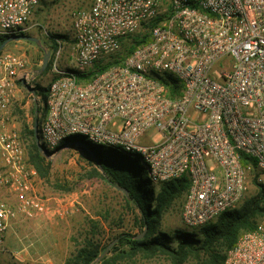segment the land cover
Here are the masks:
<instances>
[{
    "label": "built area",
    "instance_id": "1",
    "mask_svg": "<svg viewBox=\"0 0 264 264\" xmlns=\"http://www.w3.org/2000/svg\"><path fill=\"white\" fill-rule=\"evenodd\" d=\"M42 1L0 0V36L27 34ZM144 33L120 62L89 74ZM66 34L56 39L38 125L46 149L75 135L81 146L138 156L154 184L185 175L179 217L188 228L239 206L251 178L243 156L264 186V0H92L73 12ZM165 75L181 85L178 95L168 96ZM34 76L23 52L0 50V188L16 199V209L0 199V246L18 213L48 212L29 195L36 172L9 109L19 79L31 85ZM222 264H264V216Z\"/></svg>",
    "mask_w": 264,
    "mask_h": 264
},
{
    "label": "rangeland",
    "instance_id": "2",
    "mask_svg": "<svg viewBox=\"0 0 264 264\" xmlns=\"http://www.w3.org/2000/svg\"><path fill=\"white\" fill-rule=\"evenodd\" d=\"M91 1L43 0L31 16L28 23L30 29L27 32L38 38L39 42L25 39L19 42L13 40L3 47L4 51L25 54L27 67L35 73L31 81L33 87L36 83L47 86L53 78L51 67L40 70L43 54L48 51L50 45L51 34L68 33L73 12L90 6ZM130 37L136 39L138 36ZM67 49V47L64 48L60 67L66 63ZM34 93L17 83L9 109L19 129L25 161L36 172L31 177L32 191L29 195L41 198L49 208L52 207L56 211L52 213V218L48 219L47 223L38 225H33L36 218H27L22 213H18L11 222L22 219L25 224V237L19 240L16 239L17 237L14 239L5 235L4 242L0 246V264H65V260L72 256L76 248L82 244L87 232L91 234L94 224L99 227L95 238L100 245L108 244L106 250L115 244L116 240L113 238L119 234H138L141 237L144 230L141 231L140 224L137 222L138 209L130 199L125 197L126 192L106 183L99 176L91 174L94 167L98 169L91 155L95 154L94 146L97 144L92 143L82 147L78 142H69L52 152L44 151L49 163V174L46 179L38 175L29 160L30 137L25 132V127L34 129V122L38 121L32 113V107L35 101L41 99ZM136 157L138 159V156ZM139 163L141 164L140 160ZM143 171V175L149 177L150 173L145 167ZM257 191L258 187L249 182L246 195L255 194ZM0 199L7 201L12 208L16 209V199L11 192L0 188ZM179 211L180 202L175 203L164 213L159 229L167 232H172L176 228L199 230V227L188 228L183 225ZM23 247H26L30 254L32 251L39 252L40 256L26 257L20 251ZM51 248L55 250V258L54 253H44L51 251ZM116 254L117 251H110L106 253L104 260L94 264H169L162 255L145 257L141 254L132 256Z\"/></svg>",
    "mask_w": 264,
    "mask_h": 264
},
{
    "label": "trees",
    "instance_id": "3",
    "mask_svg": "<svg viewBox=\"0 0 264 264\" xmlns=\"http://www.w3.org/2000/svg\"><path fill=\"white\" fill-rule=\"evenodd\" d=\"M8 36H0V43ZM147 38L148 33H144L123 45L118 53L95 64L89 74L120 62L124 55ZM56 39L70 40L66 33L51 34L50 45L47 49L50 52V57L43 70L51 67L52 54L57 47ZM162 80L166 83L168 96L173 97L180 93L181 85L175 78L165 75ZM18 83L20 84V81ZM48 85L34 84V94L38 95L41 100L33 103L32 113L39 123L46 112ZM25 132L30 137L29 160L38 175L46 179L49 174V163L44 151L52 152V150L46 149L43 144H41V148L36 144L33 128L25 127ZM67 140L75 143L80 141V138L72 135ZM64 143L66 142H61L56 149ZM94 148L96 152L91 155L100 171L94 167L91 174L99 176L110 185L126 190L125 197L130 199L138 209L137 222L140 224L141 231H144L141 237H138V234H119L113 238L116 240L115 244L106 250L108 244L100 245L95 238L99 227L94 224L91 234L87 232L82 244L76 248L72 256L65 260V264H94L99 260H104L106 253L110 251H117V256L141 254L145 257H153L162 255L169 264H222L226 250L235 243L239 234L251 230L257 219L264 216V186L256 181V162L253 158L243 156L242 163L251 165L250 183L252 182L258 187L255 194L245 195L238 207L221 212L214 220L200 226L199 230H184L182 228H176L172 232L160 230L159 225L164 213L175 203L180 202L181 204L183 190L188 185L187 177L182 175L154 184L149 177L143 175L144 166L135 156L117 148L102 145H96Z\"/></svg>",
    "mask_w": 264,
    "mask_h": 264
},
{
    "label": "crops",
    "instance_id": "4",
    "mask_svg": "<svg viewBox=\"0 0 264 264\" xmlns=\"http://www.w3.org/2000/svg\"><path fill=\"white\" fill-rule=\"evenodd\" d=\"M20 40H16V42H19ZM56 210H53V208H49L48 207V212L44 215H41V216H38L35 220H34V223L33 225H38L39 223L41 224H45L47 223V220L48 219H51V215L53 212H55ZM24 227H25V224L24 222H22V219H15L11 222V224L9 225V228L7 230V234L6 236H8L9 238H16V239H19L21 240L22 238L25 237V232H24ZM19 243V242H18ZM20 251L22 252L23 255H26V257L28 256H31V255H37V256H40V253L37 252V251H32L31 254L26 250V247L24 248H21ZM49 252L51 253H54L55 250L53 248H51V251H47V252H44L45 254H49ZM43 253V254H44ZM56 255L55 253L53 254V256ZM60 255V254H58ZM42 256V255H41ZM55 258V256H54Z\"/></svg>",
    "mask_w": 264,
    "mask_h": 264
},
{
    "label": "water",
    "instance_id": "5",
    "mask_svg": "<svg viewBox=\"0 0 264 264\" xmlns=\"http://www.w3.org/2000/svg\"><path fill=\"white\" fill-rule=\"evenodd\" d=\"M21 39L31 40V41H34V42H39L38 38H36L35 36H32V35H29V34H25V33L24 34H12V35H9L8 37H6L5 40H3L0 43V50H2L3 47L9 41H13V40L16 41V40H21ZM49 56H50V52L49 51L44 52L43 58H42V64L40 66V70H43L47 66V63H48V60H49ZM19 81H20V84L23 87H25L27 90L31 91L32 93L35 92V88L33 86H31L29 83H27L24 78H20ZM38 125H39L38 121L35 120V122H34L35 141H36V144L41 148V143H40V140H39ZM124 191L126 192L125 189H124Z\"/></svg>",
    "mask_w": 264,
    "mask_h": 264
}]
</instances>
